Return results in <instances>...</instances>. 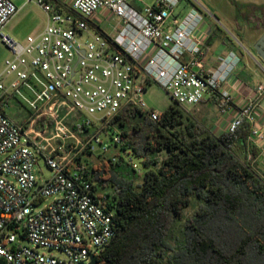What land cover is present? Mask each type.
Segmentation results:
<instances>
[{
    "label": "built area",
    "instance_id": "2783aa9c",
    "mask_svg": "<svg viewBox=\"0 0 264 264\" xmlns=\"http://www.w3.org/2000/svg\"><path fill=\"white\" fill-rule=\"evenodd\" d=\"M31 1L49 22L18 42L4 29L19 8L0 0V45L12 52L0 74V264H89L109 244L115 211L76 159L96 146L109 150L101 131L127 107L160 120L163 112L145 98L151 85L186 112L217 98L223 131L248 121L250 141L264 152V85L238 105L234 77L241 59L231 52L207 65L205 43L194 35L203 20L197 8L181 18L180 0H153L142 12L135 0ZM14 97L29 110L27 121L7 114ZM83 115L103 122L102 129L91 134ZM121 141L115 132L111 142ZM40 158L52 172L41 182L35 173Z\"/></svg>",
    "mask_w": 264,
    "mask_h": 264
},
{
    "label": "trees",
    "instance_id": "16d2710c",
    "mask_svg": "<svg viewBox=\"0 0 264 264\" xmlns=\"http://www.w3.org/2000/svg\"><path fill=\"white\" fill-rule=\"evenodd\" d=\"M116 128L114 147L139 159L141 173L121 156L77 161L94 190L112 191L100 194L115 235L97 264H264V179L252 167L261 150L248 121L216 135L173 103L158 121L127 107L103 132L113 139ZM193 196L202 203L173 245L174 220Z\"/></svg>",
    "mask_w": 264,
    "mask_h": 264
},
{
    "label": "rangeland",
    "instance_id": "374dc122",
    "mask_svg": "<svg viewBox=\"0 0 264 264\" xmlns=\"http://www.w3.org/2000/svg\"><path fill=\"white\" fill-rule=\"evenodd\" d=\"M14 2L19 8V11L4 29V32L12 39L18 42H24L28 36L41 33L47 27L49 16L45 12V10L37 4L36 1L27 3L26 0H14ZM135 3L136 4H133L137 7L138 10L142 12L145 6L152 5L153 0H142V2L135 0ZM193 8H197L200 12L201 10L205 11L206 18L213 25L218 27V37L214 41L215 44L213 45V50H215L223 40H227L230 43H233L234 49L237 51L241 59V66L244 67L247 72L254 69V62L251 59V57H253L255 61H257V64L263 71L262 74L264 75V66L255 56V53L251 47L253 41L262 34L264 28L256 33L254 37H251L252 40L248 42L245 39L246 37L248 38V36L244 35V19L239 16L241 12L245 13L247 16H251V13L255 8H257L258 10L264 9V0H180L178 12H180L181 10L183 11L180 17L183 18ZM245 49H247L248 51L246 52ZM249 52L251 54H249ZM11 58V50L6 45L1 44L0 74L5 69L6 60ZM261 78V81L263 82L262 84L264 85V77ZM11 82L12 78H7L5 80L6 86H9ZM145 98L150 107L162 112H164L171 104L174 103L170 96L157 85H151L148 87ZM8 101L11 107L6 109L7 114L20 123L27 121L30 112L25 104L16 97L10 98ZM187 115L195 122L208 128L211 132L219 128L223 131V127H221L222 124H220L219 122V113L213 105L208 104L206 107L204 103H201L196 107L190 108V110L187 112ZM83 116L84 118L92 122V125L90 126L91 134L102 129L103 122L97 121L93 117L88 115ZM78 118H81V116L78 114H73L71 116V119ZM101 132L102 133L100 134V138L105 144L110 145L109 150L104 153L101 146H96V149L93 153L84 152L78 156L83 163L86 162L90 165H96L102 160V158H118L119 156H121L126 161H131L138 167L141 166L139 159L133 157L132 155H129L127 152L114 147V144L111 142L112 132ZM115 132H119V130L116 128ZM78 157L76 160H79ZM250 159H252V156L250 157ZM252 167L255 173L264 179V170H262L258 166L257 161L253 162ZM35 173L38 177L39 182H41L42 180H47L52 176L51 169L45 164L42 158L39 159L38 164L35 166ZM108 191L111 195L112 191L110 189L100 190L99 193L103 194ZM201 203L202 201L197 197H191L190 204L183 210L182 215L175 218L173 227L168 237V240L171 244L174 245L177 240L183 238L185 233L186 220L191 219L195 215ZM43 252L45 254H50L49 251Z\"/></svg>",
    "mask_w": 264,
    "mask_h": 264
},
{
    "label": "crops",
    "instance_id": "0c3cea01",
    "mask_svg": "<svg viewBox=\"0 0 264 264\" xmlns=\"http://www.w3.org/2000/svg\"><path fill=\"white\" fill-rule=\"evenodd\" d=\"M180 13L182 14L183 11L181 10ZM205 11L201 10V15L203 17L202 22L199 26L194 30V35L201 39L205 43L206 51H207V65L209 67H214L217 65L218 58L220 56L227 55L231 52H234L238 55L237 51L234 49L233 43H230L227 40H223L222 43L217 46L215 50H213V45L215 44L214 41L218 37V27L213 25L205 15ZM228 39V38H227ZM243 46V45H242ZM246 52L248 51L245 49ZM250 54V53H249ZM239 56V55H238ZM251 57V56H250ZM251 59L254 62V69L252 71H246L244 67L240 65L237 67L234 77V85L237 86L236 93V100L238 105H243L246 99V96L251 93V91L255 90L258 85H261L263 82L261 81V77H264L262 74L263 71L258 66L257 61L253 57ZM207 107L208 104L215 106L218 112L217 107V98H210L203 102ZM203 105V104H202ZM260 108L259 114L261 118L260 128L264 132V113L261 112L264 110V97L260 99ZM212 133L216 135H220L223 132L221 130H214ZM258 166L264 170V152H261L259 158L257 159Z\"/></svg>",
    "mask_w": 264,
    "mask_h": 264
},
{
    "label": "flooded vegetation",
    "instance_id": "af4514ba",
    "mask_svg": "<svg viewBox=\"0 0 264 264\" xmlns=\"http://www.w3.org/2000/svg\"><path fill=\"white\" fill-rule=\"evenodd\" d=\"M251 16H247L245 13H240V17L244 19L245 26H244V35L248 36L246 37V41L250 42L252 39L251 37H254L256 33H258L262 28H264V9H253ZM264 30L261 35H259L251 44L252 50L255 53V56L259 59L261 64L264 66V61L260 57L258 51L255 49V46L258 44L259 40L263 37ZM260 47L262 45H259ZM264 51V48H263Z\"/></svg>",
    "mask_w": 264,
    "mask_h": 264
},
{
    "label": "water",
    "instance_id": "95a60500",
    "mask_svg": "<svg viewBox=\"0 0 264 264\" xmlns=\"http://www.w3.org/2000/svg\"><path fill=\"white\" fill-rule=\"evenodd\" d=\"M259 45H262L261 47ZM263 48H264V35L263 37L259 40L258 44L255 46V49L258 51L260 57L262 58V60L264 61V51H263ZM250 53V52H249ZM251 54V53H250ZM97 256L96 255H93L91 257V262L89 264H97ZM81 264H85V263H81Z\"/></svg>",
    "mask_w": 264,
    "mask_h": 264
}]
</instances>
